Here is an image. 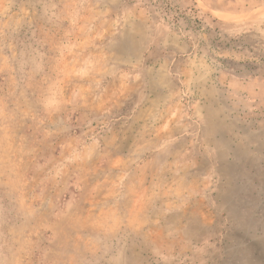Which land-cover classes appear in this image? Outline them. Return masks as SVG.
Listing matches in <instances>:
<instances>
[{
  "label": "rangeland",
  "instance_id": "obj_1",
  "mask_svg": "<svg viewBox=\"0 0 264 264\" xmlns=\"http://www.w3.org/2000/svg\"><path fill=\"white\" fill-rule=\"evenodd\" d=\"M0 264H264V0H0Z\"/></svg>",
  "mask_w": 264,
  "mask_h": 264
}]
</instances>
